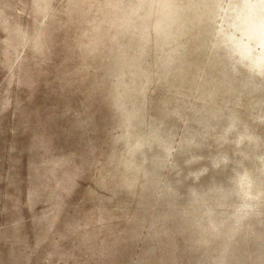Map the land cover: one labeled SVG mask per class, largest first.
I'll list each match as a JSON object with an SVG mask.
<instances>
[{"label":"rangeland","instance_id":"374dc122","mask_svg":"<svg viewBox=\"0 0 264 264\" xmlns=\"http://www.w3.org/2000/svg\"><path fill=\"white\" fill-rule=\"evenodd\" d=\"M93 1L0 0V264H264V0L203 9L252 70L195 29L168 76L91 47Z\"/></svg>","mask_w":264,"mask_h":264},{"label":"bare ground","instance_id":"6f19581e","mask_svg":"<svg viewBox=\"0 0 264 264\" xmlns=\"http://www.w3.org/2000/svg\"><path fill=\"white\" fill-rule=\"evenodd\" d=\"M101 1L94 0L89 10L86 12L87 14L85 13V18L87 17L85 23L88 24V33H85L86 37L84 39H89L91 41V47L95 46L100 30L107 21L108 27L114 31V37L110 38L109 42L112 46V51L106 53L105 57L108 58L112 67L117 69L119 73L126 72L127 70L129 72L137 71L136 67L141 63L144 64L147 60L145 54L150 43L153 42L158 48L157 55L163 57L160 71L163 76L164 73L165 76L170 75L174 71L175 65L183 60V58L180 60L178 59L182 53V47H179L178 40H182L185 35H189L195 29H199L197 30L198 32L202 31L201 36L206 37L210 49L221 47L220 44L217 45L213 43L210 38L213 26L211 22V17L213 16L212 11L205 15L203 14V9L209 7L208 5H210L212 0H129L128 4L122 7H115L109 5L107 1L104 3ZM229 1L232 3L231 0ZM129 4H131V6L127 8ZM258 6L259 5H253L249 10L247 8V14L249 16L255 15L256 17V14H259V10H262ZM190 15L193 16L191 20ZM130 19L131 21L128 25L127 22ZM187 20H189V24L184 25ZM237 22L245 26L250 23L249 20L242 15H239ZM182 27H185L184 32H180L181 29L183 30ZM193 39L197 41L199 39L198 34L195 35ZM189 41L191 42V40ZM117 46H119L118 49ZM221 52L223 53L224 61H233L239 66L249 68L241 62H236L230 54L223 51V49ZM211 68H213V66L209 65L208 72ZM105 70L107 71L106 68ZM209 73L214 74L213 71ZM141 76L142 75H139L138 77L140 78ZM247 86L249 87V85ZM251 89L257 92L263 91L261 86ZM107 93L109 92L107 91ZM120 94L121 91L119 89L115 91V94L113 93L119 105L122 107V110L125 109V111H128V107ZM128 124H130V121H128ZM235 131V128H227L229 135ZM227 132L224 131L220 135L223 141L225 140Z\"/></svg>","mask_w":264,"mask_h":264},{"label":"water","instance_id":"95a60500","mask_svg":"<svg viewBox=\"0 0 264 264\" xmlns=\"http://www.w3.org/2000/svg\"><path fill=\"white\" fill-rule=\"evenodd\" d=\"M238 25H239V23H238ZM237 26V25H236ZM213 43H215V44H219V43H217V42H215V41H213ZM221 48H222V46H221ZM223 49V48H222ZM223 51H226V52H228L229 54H230V56L236 61V62H240V57H239V55H241V56H243V53H244V51H242L240 48H232V49H230V50H225V49H223ZM244 55H245V53H244ZM246 56H248V55H246ZM250 56V55H249ZM251 57V56H250ZM253 60L252 61H255V62H258L257 64H259V74L257 73V75H259V76H261V77H263V79H264V59L263 58H252ZM239 60V61H238Z\"/></svg>","mask_w":264,"mask_h":264}]
</instances>
